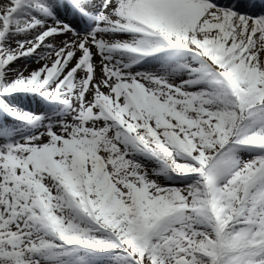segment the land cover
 I'll return each mask as SVG.
<instances>
[{
    "label": "snow or ice",
    "instance_id": "snow-or-ice-1",
    "mask_svg": "<svg viewBox=\"0 0 264 264\" xmlns=\"http://www.w3.org/2000/svg\"><path fill=\"white\" fill-rule=\"evenodd\" d=\"M0 264H264V0H0Z\"/></svg>",
    "mask_w": 264,
    "mask_h": 264
},
{
    "label": "bare ground",
    "instance_id": "bare-ground-1",
    "mask_svg": "<svg viewBox=\"0 0 264 264\" xmlns=\"http://www.w3.org/2000/svg\"><path fill=\"white\" fill-rule=\"evenodd\" d=\"M37 65L35 64H32L31 67L34 68L36 67ZM18 103L21 104L22 107H25V108H30V109H33L35 110L36 109V105L33 104L31 101L29 100H22V101H19Z\"/></svg>",
    "mask_w": 264,
    "mask_h": 264
}]
</instances>
